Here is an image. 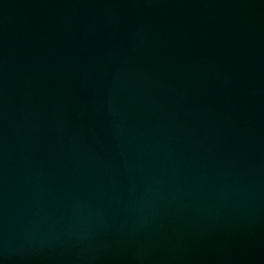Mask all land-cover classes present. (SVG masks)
<instances>
[{"label": "water", "instance_id": "95a60500", "mask_svg": "<svg viewBox=\"0 0 264 264\" xmlns=\"http://www.w3.org/2000/svg\"><path fill=\"white\" fill-rule=\"evenodd\" d=\"M0 264H264V0H0Z\"/></svg>", "mask_w": 264, "mask_h": 264}]
</instances>
